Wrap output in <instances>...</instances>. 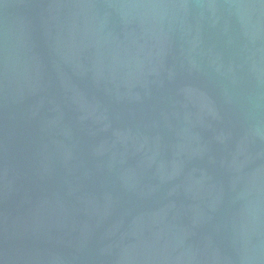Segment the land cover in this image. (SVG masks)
I'll list each match as a JSON object with an SVG mask.
<instances>
[{
  "label": "water",
  "instance_id": "95a60500",
  "mask_svg": "<svg viewBox=\"0 0 264 264\" xmlns=\"http://www.w3.org/2000/svg\"><path fill=\"white\" fill-rule=\"evenodd\" d=\"M0 264H264V0H0Z\"/></svg>",
  "mask_w": 264,
  "mask_h": 264
}]
</instances>
